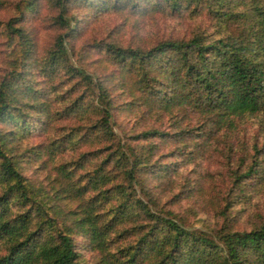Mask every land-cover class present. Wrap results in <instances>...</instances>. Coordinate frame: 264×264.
Instances as JSON below:
<instances>
[{"label":"rangeland","instance_id":"374dc122","mask_svg":"<svg viewBox=\"0 0 264 264\" xmlns=\"http://www.w3.org/2000/svg\"><path fill=\"white\" fill-rule=\"evenodd\" d=\"M28 2L0 0V79L17 65L20 55L18 37L6 22L24 12L17 24L25 27L31 51L22 67L27 81L40 88L52 112V119L46 122L45 115L33 112L30 130L13 142L17 150H24L20 156L24 172L35 189L47 193L49 201L63 209H76L95 197V211L102 217L111 216L104 210L118 206L122 195L112 193L115 186L109 180L107 196L98 195L95 186L100 184L91 178L102 164L104 171L113 174L115 184L123 181L114 175L113 161L104 162L121 140L124 147L127 143L137 146L147 160L138 171L140 182H133L130 190L155 211L172 208L187 226L204 230L223 225L250 229L264 223V110L223 116L219 121L216 111L203 110L193 101L179 103L168 98L174 87L162 75L163 59L148 64V74L140 81L137 68L118 60L106 47V42H112L149 48L164 38H189L199 30L219 36L223 27L213 11L194 8L195 4L173 8L166 0H109L106 5L103 0H71L66 9L69 24H62L58 0H34L29 8L25 7ZM239 3L242 9L247 6ZM59 35L64 36L67 54L64 66L57 69L43 61L56 47ZM69 67L84 70L108 86L113 134L102 131L98 87L88 85L78 71L70 76ZM183 89L175 88V92ZM69 95H80L77 100L82 105L67 114L65 97L70 100ZM152 127L162 131L146 134ZM256 158L258 171L240 176ZM64 163L87 185L85 194L62 190L55 196L64 180ZM2 190L0 182V194ZM143 220L136 213L117 222L107 233L109 245L122 238L136 240L137 232L132 231L142 229ZM123 229H127L123 231L127 237L117 235ZM74 232L82 260L98 264L100 249L90 243V234L79 229Z\"/></svg>","mask_w":264,"mask_h":264},{"label":"trees","instance_id":"16d2710c","mask_svg":"<svg viewBox=\"0 0 264 264\" xmlns=\"http://www.w3.org/2000/svg\"><path fill=\"white\" fill-rule=\"evenodd\" d=\"M33 1L29 0L25 7H30ZM69 1L58 0V18L62 24L70 21L66 17ZM103 1L106 5L109 0ZM166 1L173 8L191 4H195L194 8H208L221 20V34L213 37L199 30L189 38H164L149 48L112 42H106V47L118 60L137 68L140 81L148 74V64L163 59L162 75L166 83L174 87L168 98L179 103L193 101L203 110L218 112V118L264 110V0ZM239 2L247 6L242 9ZM23 13L6 22L8 30L18 37L20 55L18 53L17 65L0 79V182L3 185L0 264H88L78 250L76 229L89 233L90 243L99 247L98 264H264V223L250 229L226 225L214 230L192 228L174 209L161 207L155 211L141 198L133 197L130 187L133 182H140L138 171L147 160L131 143L124 147L120 140L104 159V162L113 161L117 168L114 175L123 181L115 184L113 174L104 171L102 164L91 178L100 184L95 186L99 188L98 195L107 196L105 184L108 180L115 186L112 193L117 197L122 195L118 206L104 210L111 215L109 217H102L101 212L95 211L98 201L94 196L91 203H81L76 209H63L49 201L47 193L42 194L34 188L20 157L24 150H17L13 142L20 133L30 130L33 112L45 115V122L52 119V112L40 88L27 81L22 67L31 51L25 27L17 24ZM239 22L244 25H235ZM49 53L43 61L45 65L49 63L57 69L64 66L63 57L67 54L64 36H58L56 47ZM68 71L73 77L78 71L88 85L93 83L98 87L102 131L113 134V105L108 86L102 80L95 81L84 70L69 67ZM180 87L184 89L175 92V88ZM79 97L70 100L65 97L67 114L80 109ZM159 131L162 130L152 127L145 133ZM258 161L256 158L240 176L257 172ZM62 170L64 180L55 196L58 197L62 190L75 191L76 195L87 192V185L76 176L73 167H66L64 163ZM73 185L77 186L73 188ZM136 207L140 210L136 211ZM136 213L145 221L140 224L142 229L137 227L132 231L137 232L138 238L131 241L122 238L109 245L111 238L107 233L117 222ZM124 230L127 229L117 231V235L126 236Z\"/></svg>","mask_w":264,"mask_h":264}]
</instances>
